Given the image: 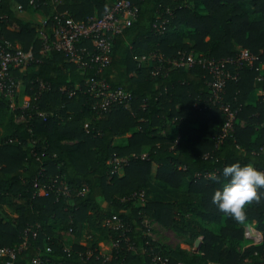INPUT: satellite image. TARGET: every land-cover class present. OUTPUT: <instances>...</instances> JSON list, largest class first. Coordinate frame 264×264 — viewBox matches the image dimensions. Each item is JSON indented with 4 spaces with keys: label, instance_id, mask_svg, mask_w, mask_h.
<instances>
[{
    "label": "trees",
    "instance_id": "obj_1",
    "mask_svg": "<svg viewBox=\"0 0 264 264\" xmlns=\"http://www.w3.org/2000/svg\"><path fill=\"white\" fill-rule=\"evenodd\" d=\"M32 1L48 23L53 10L67 12L74 21L99 17L112 0ZM128 1L136 7L135 17L112 36L105 67L82 71L50 53L15 73L21 95L29 98L27 107L18 108L16 99L11 110L0 97V247L18 245L23 230L38 225L16 263L29 264L38 254L49 264H100L99 243L119 233L104 221L115 217L139 250L115 253L106 264H150L144 241L171 264H264V189L259 190L260 204L246 206L243 223L211 203L214 192L228 182L224 167L251 162L264 171V104L256 93L264 91V0ZM28 2L0 0V40L37 51L40 23H25L14 15L16 5L26 10ZM164 20L158 34L153 25ZM239 49L257 61L225 82L221 103L235 116L218 143L226 118L216 106L202 107L209 78L200 66L164 64L153 76L156 62L138 66L132 59L157 54L168 60L179 51L220 59ZM87 77L129 93L130 104L96 113L85 92ZM36 81L48 90L38 93ZM37 112L46 114L44 121ZM19 115L23 121L16 122ZM115 158L123 162L108 163ZM150 179L161 189L159 197L145 200ZM34 180L52 189L64 185L70 196L37 197ZM142 217L184 238L187 247L200 237L198 252L150 242L142 236ZM252 223L261 235L257 245H247L243 238V227ZM86 250L92 255L80 258Z\"/></svg>",
    "mask_w": 264,
    "mask_h": 264
},
{
    "label": "built area",
    "instance_id": "obj_2",
    "mask_svg": "<svg viewBox=\"0 0 264 264\" xmlns=\"http://www.w3.org/2000/svg\"><path fill=\"white\" fill-rule=\"evenodd\" d=\"M56 3V2H55ZM29 6L35 8V3L32 0L28 2ZM20 10V6H17ZM136 7L128 0H112L110 3L103 6L99 17L88 18L85 22L74 21L67 12L52 11L50 20L46 23L44 20L40 22L39 29L36 30L39 39V47L34 51L32 47L26 50L20 47L11 45L7 41L0 40V97L8 102L9 108L14 110L15 100L18 99L17 93L19 88H22L21 80L15 76V73H21L28 65L38 62L41 58L48 56L50 53L60 54L63 59L78 69L84 71L86 69H96L98 72L102 67H105L110 60L111 39L113 35L118 34L126 25H128L135 17ZM46 23V24H45ZM166 21L160 22L158 25H153L158 34H162L165 28ZM47 28V32L44 28ZM264 56V50L260 52ZM133 61L139 66L142 63L150 64L156 62V66L152 68L151 75H157L164 67L190 69L193 66H200L209 80L205 82L208 89V98L201 102L202 107L216 106L225 115V122L221 128V135L216 138V143L226 135L232 126V121L235 116V111L231 110L228 105L221 103V96L226 81H234L237 78L239 70L243 68H251L253 63L257 61L255 55H251L247 50L239 49L233 56H228L220 59L206 58L196 56L191 53L179 51L176 57L168 60L162 59L160 55L149 54L147 56L133 57ZM263 62L260 63V66ZM257 82L261 81V77L255 78ZM38 93L48 90V85L36 81ZM85 92L94 100L92 110L96 113H104L111 108L123 107L127 108L132 97L129 93L124 92L120 88L111 89L103 80H97L93 77L84 79ZM72 92H69L71 95ZM261 102L264 104V91L257 93ZM29 98L23 96L18 108L27 107ZM195 108H197L195 106ZM36 115L45 120L46 114L37 112ZM16 122L23 121L21 115L15 117ZM10 143V142H9ZM263 151V149H262ZM123 162V159H112L108 163L117 164ZM35 189L34 195L37 197H48L53 195L54 199L59 197H69L70 191L60 185L54 189L39 184L33 181ZM81 191L75 192V195H81ZM139 201L142 200V194H138ZM104 226L113 231H119L115 239L106 243H99L98 256L101 258L100 264L108 263L113 254L118 252H137V247L133 242H130L126 237L127 229L115 218L111 217L104 221ZM141 226L143 228L142 236H149L151 225L142 217ZM39 226L35 225L36 230ZM31 227H26L21 234V242L12 247H0L1 264H18L16 263L17 256L23 251L27 238H34L35 230ZM71 238L70 232L65 234ZM243 238L247 245H255L260 242V234L255 230L254 226L245 225L243 227ZM150 242H153L150 239ZM197 243V247L195 246ZM201 238L198 237L193 242L190 251L198 252ZM105 244V246H103ZM122 245V246H121ZM144 246L148 248L147 257L150 264H171L170 260L159 254V251H154L150 243L144 241ZM155 249V248H154ZM67 248L63 251L67 252ZM186 250V249H185ZM49 252V249L45 250ZM143 253L146 252L143 248ZM92 255L91 250L84 251L78 256L89 258ZM29 264H49L47 259H42L38 254L29 260ZM174 264H181L176 262Z\"/></svg>",
    "mask_w": 264,
    "mask_h": 264
},
{
    "label": "clouds",
    "instance_id": "obj_3",
    "mask_svg": "<svg viewBox=\"0 0 264 264\" xmlns=\"http://www.w3.org/2000/svg\"><path fill=\"white\" fill-rule=\"evenodd\" d=\"M222 175L228 182L214 192L211 203L220 213L243 223L246 206L261 203L259 190L264 189V171L257 170L251 162L243 166L236 162L224 167Z\"/></svg>",
    "mask_w": 264,
    "mask_h": 264
},
{
    "label": "rangeland",
    "instance_id": "obj_4",
    "mask_svg": "<svg viewBox=\"0 0 264 264\" xmlns=\"http://www.w3.org/2000/svg\"><path fill=\"white\" fill-rule=\"evenodd\" d=\"M14 46L20 47L17 44H15ZM21 92H22V88H19L18 93H17L19 101H21V99H23ZM149 189L151 190V193H149L147 196H145V200L149 199L151 197V195L152 196L153 195L158 196L157 193H160L159 190L161 188L152 179H150L149 180ZM163 195H165L166 197H172L173 196V194H171L169 192H165V193H163ZM142 198L144 199L143 196H142ZM140 203H142V201H140ZM146 221L149 223V225L152 226L150 229L148 238L152 239L153 242L158 243L159 245L163 244V245H168L170 247L179 246L183 249L190 250V247H187L185 245L184 238L175 235L171 230L164 228V227H161L160 225H158L157 223H155L154 221H152L150 219H146ZM247 242H249V241H246V243ZM103 246H105V244H103Z\"/></svg>",
    "mask_w": 264,
    "mask_h": 264
},
{
    "label": "crops",
    "instance_id": "obj_5",
    "mask_svg": "<svg viewBox=\"0 0 264 264\" xmlns=\"http://www.w3.org/2000/svg\"><path fill=\"white\" fill-rule=\"evenodd\" d=\"M56 3H59V2L57 1ZM17 6L18 5L15 6L14 15L17 19H19L20 21H23L25 23L39 24L45 17L44 12L42 10L41 11L34 10L35 8H31V7L27 8L26 10H22V9L18 10ZM45 12H47V11H45ZM259 82H261V81H259ZM260 91H262V90H259L256 93H258ZM250 225L254 226V223H252ZM260 241H261V235H260ZM255 245H257V244H255Z\"/></svg>",
    "mask_w": 264,
    "mask_h": 264
},
{
    "label": "water",
    "instance_id": "obj_6",
    "mask_svg": "<svg viewBox=\"0 0 264 264\" xmlns=\"http://www.w3.org/2000/svg\"><path fill=\"white\" fill-rule=\"evenodd\" d=\"M195 246L197 247V243H195Z\"/></svg>",
    "mask_w": 264,
    "mask_h": 264
}]
</instances>
